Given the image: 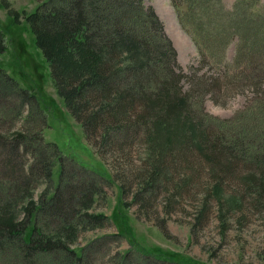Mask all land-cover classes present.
<instances>
[{
  "label": "rangeland",
  "instance_id": "374dc122",
  "mask_svg": "<svg viewBox=\"0 0 264 264\" xmlns=\"http://www.w3.org/2000/svg\"><path fill=\"white\" fill-rule=\"evenodd\" d=\"M41 1L0 0V68L20 90L34 96L29 102L18 91V112L0 114L1 134L29 131L36 141L57 147L65 161L55 163L53 183L41 179L26 193L22 210L29 196L36 204L43 195L53 196L63 163L62 190L71 172L85 182L75 180L79 187L70 188L74 209L58 229L64 227L62 234L72 249L94 253L91 264H120L121 255H128L126 264H139L144 254L185 264H264V67L245 62V49L235 35L238 28L245 35L250 8L264 10V0H221L215 11L198 5L194 9L193 0H144L175 50L171 69L156 70L162 89L170 88L175 76L177 91L191 95L189 107L205 114L214 130L205 131L204 137L219 139L237 158L245 157L227 173L202 161L196 138L192 149L178 138L160 154L178 124L161 120L154 136L151 127L157 116L141 121L140 110L129 116L133 127L141 121L137 141L124 150L110 139L98 140L102 130L90 131V138L85 135L60 95L27 20ZM226 36L228 44L222 46ZM200 40L205 45L199 47ZM149 92H154L153 84ZM259 155L261 164L256 163ZM51 240L62 241L55 235Z\"/></svg>",
  "mask_w": 264,
  "mask_h": 264
},
{
  "label": "trees",
  "instance_id": "16d2710c",
  "mask_svg": "<svg viewBox=\"0 0 264 264\" xmlns=\"http://www.w3.org/2000/svg\"><path fill=\"white\" fill-rule=\"evenodd\" d=\"M196 1L193 0L194 9L198 5L205 11L209 7L215 11L221 5V0ZM250 10L246 22L250 27L245 26V35L238 28L235 35L242 41V51L245 49V62L249 61L253 68L264 67V10ZM27 20L60 95L89 138L90 131L97 134L98 129L102 130V135H96L98 140L108 143L110 139L111 144L124 150L137 141V130L145 116L156 115L158 120L153 119L151 127L154 136L159 121L169 126L171 120L178 124L179 136L175 133L169 137L160 149L155 144L160 154L178 138L187 141L192 149L196 138L198 155L215 171L232 172L236 160L245 159L237 158L219 139L204 137L205 131L211 132L213 128L206 123L205 114L191 110L188 105L191 95L177 91L174 83L178 84L179 80L175 76L170 88L162 89L164 84L156 70L171 69L170 56L175 55V50L164 36L161 22L144 5V0H44ZM227 41L226 36L221 45H227ZM197 43L199 47L205 45L202 40ZM2 44L0 39V47ZM151 84L154 92L150 93ZM18 91H24L21 97L26 101L34 98L26 90H20L0 68V114L18 112L14 105L15 100H21ZM139 110L141 121L133 127L129 116H137ZM34 121L37 119L28 123ZM42 122L47 127L44 116ZM0 129V264H91L94 253L86 248L78 253L70 247L68 238L65 240L64 227L58 229L68 222L74 209L70 188L79 187L80 184H75V180H80L79 175L71 172L67 189L62 190L66 177L62 163L60 183L53 196L43 195L39 204L29 196L22 210L26 193L36 189L41 179L53 183L55 163L65 161L57 147L42 139L36 141L30 133L26 134L29 131L6 137L1 134V123ZM48 152L53 154L52 158ZM261 162L259 155L256 163ZM84 182L81 178L80 183ZM54 235L62 241L53 242ZM120 257V264H126L128 255ZM139 259L142 264H185L152 254H144Z\"/></svg>",
  "mask_w": 264,
  "mask_h": 264
}]
</instances>
